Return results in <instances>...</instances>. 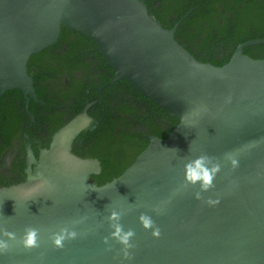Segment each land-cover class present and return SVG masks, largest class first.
<instances>
[{
	"label": "water",
	"instance_id": "water-1",
	"mask_svg": "<svg viewBox=\"0 0 264 264\" xmlns=\"http://www.w3.org/2000/svg\"><path fill=\"white\" fill-rule=\"evenodd\" d=\"M193 11L169 29L147 0H0V95L18 89L37 97L29 60L66 26L95 41L115 72L109 85L126 80L179 119L167 138L146 135L145 150L103 185L92 180L101 162L72 152L91 118L85 112L65 126L27 181L0 189V237L9 243L0 264H264V59L245 53L264 38L240 44L223 66L203 62L176 38ZM202 155L220 171L198 200L199 184H186L184 166ZM113 209L135 231L131 261L110 237ZM142 213L160 238L143 227ZM62 227L80 235L61 247L54 234ZM29 229L36 245L26 247Z\"/></svg>",
	"mask_w": 264,
	"mask_h": 264
},
{
	"label": "flooded vegetation",
	"instance_id": "flooded-vegetation-1",
	"mask_svg": "<svg viewBox=\"0 0 264 264\" xmlns=\"http://www.w3.org/2000/svg\"><path fill=\"white\" fill-rule=\"evenodd\" d=\"M160 3L161 0H155L156 6ZM169 19L174 21L173 17ZM80 35L83 34L70 28L64 33L62 28L59 40L46 48L47 53L40 54L43 50L30 58L28 70L34 79L36 98L18 89L0 95V189L27 181L29 167L35 168V161L50 148L55 136L85 112L92 121L72 142L74 154V149L82 144V134L97 130L108 111L111 118L118 120L116 135L135 136L141 143L147 140L146 135H153L145 121L150 105L138 98L127 83L120 82L123 80L109 85L115 76L113 68L98 51L95 41L82 40ZM108 78L111 80L104 82ZM108 87L112 89L107 90ZM40 92L44 97H40ZM155 117L157 125L167 124ZM132 146L129 140V151ZM87 159H98L102 167L99 158ZM102 170L103 167L93 175ZM93 175L92 180L98 183Z\"/></svg>",
	"mask_w": 264,
	"mask_h": 264
},
{
	"label": "trees",
	"instance_id": "trees-1",
	"mask_svg": "<svg viewBox=\"0 0 264 264\" xmlns=\"http://www.w3.org/2000/svg\"><path fill=\"white\" fill-rule=\"evenodd\" d=\"M147 5L150 13L169 29L194 9L193 13L181 22L176 38L199 60L217 66L227 64L240 44L264 38V0H161L159 6L155 5V0H149ZM169 17H173L174 21H170ZM67 30L68 27L63 26V32ZM80 39L91 40L85 35H80ZM199 39L201 42H198ZM47 52L48 49H45L40 54ZM245 53L255 59H264V44L246 47ZM36 56L33 55L32 59ZM29 69L35 75L31 66ZM110 80L111 78H108L104 82ZM120 82L127 83L138 98L150 105V113L145 118V121L149 122V132L167 138L178 125L179 119L160 109L156 103L136 91L128 81ZM109 89L112 88L108 87L107 90ZM40 97H44L42 92ZM107 103L109 104L108 101ZM155 116L167 124L164 127L157 125L154 122ZM117 121L109 116L108 111L106 120L100 127L95 131L83 133L82 144L74 149L82 158H99L102 161V173L93 175L99 185L119 177L148 145L147 140L141 143L135 136L130 138L126 134L116 135L114 131ZM129 140L133 143L130 151Z\"/></svg>",
	"mask_w": 264,
	"mask_h": 264
},
{
	"label": "clouds",
	"instance_id": "clouds-1",
	"mask_svg": "<svg viewBox=\"0 0 264 264\" xmlns=\"http://www.w3.org/2000/svg\"><path fill=\"white\" fill-rule=\"evenodd\" d=\"M231 159V157H229ZM237 161L232 159L233 166L237 165ZM185 181L186 184L197 185L199 184L200 191L195 193L196 199H202V192L208 191L213 184V179L215 175L220 171V164L213 163L211 157L208 156H198L196 159L189 161L185 164ZM209 206H214L220 203L219 199L216 200H207ZM123 218L122 211L113 209L110 215L107 217V220L113 229L110 233V237L116 240L118 243L124 245L122 249L123 260L131 261L134 259L131 249L135 246L132 243L133 238L135 237V231L133 229L125 230L124 226L120 223ZM141 224L145 229L151 231V234L155 238H160L162 235L161 228L156 224L152 217L146 213H142L139 217ZM77 221L76 223H79ZM4 236L9 237L10 239H15V234L5 231ZM80 233H78L74 228L70 229L69 227L60 228L59 232L55 233L54 244L57 246H63L62 242L64 240L76 239ZM36 231L34 229L27 230V235L24 240L26 247H31L36 245ZM104 243L109 244V237L104 238ZM9 248V243L7 240H4L0 237V251L7 250Z\"/></svg>",
	"mask_w": 264,
	"mask_h": 264
}]
</instances>
